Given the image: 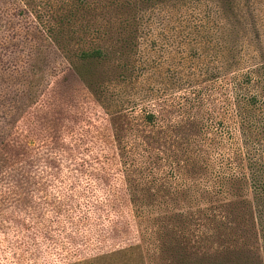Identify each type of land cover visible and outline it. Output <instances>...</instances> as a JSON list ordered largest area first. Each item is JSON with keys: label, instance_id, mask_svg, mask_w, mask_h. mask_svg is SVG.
Instances as JSON below:
<instances>
[{"label": "rangeland", "instance_id": "1", "mask_svg": "<svg viewBox=\"0 0 264 264\" xmlns=\"http://www.w3.org/2000/svg\"><path fill=\"white\" fill-rule=\"evenodd\" d=\"M0 264H264V0H0Z\"/></svg>", "mask_w": 264, "mask_h": 264}, {"label": "trees", "instance_id": "2", "mask_svg": "<svg viewBox=\"0 0 264 264\" xmlns=\"http://www.w3.org/2000/svg\"><path fill=\"white\" fill-rule=\"evenodd\" d=\"M53 41L56 42V39H54ZM101 56H102V53L100 51L84 52V53L81 54V58L84 59V61L87 62V63L88 62L90 63V62H93V61H97ZM148 119H152V117L149 116ZM246 184H247V182H245L244 185H246ZM205 212H209L210 213V215L209 214L208 215L205 214L204 219H206V220H209L211 214H212V217L215 216V215H213V214H215L214 211H210L209 209H205ZM214 218H216V216ZM202 234H205V231L202 232Z\"/></svg>", "mask_w": 264, "mask_h": 264}]
</instances>
